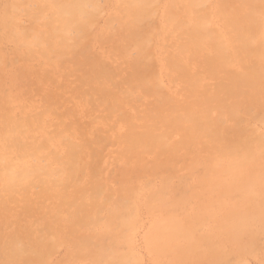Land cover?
Here are the masks:
<instances>
[{
	"label": "rangeland",
	"instance_id": "rangeland-1",
	"mask_svg": "<svg viewBox=\"0 0 264 264\" xmlns=\"http://www.w3.org/2000/svg\"><path fill=\"white\" fill-rule=\"evenodd\" d=\"M87 1L97 6L91 10L93 20L88 24V32L71 31L69 36L72 47L69 52L63 59L53 55L48 61L41 55L39 48L33 49L34 54H28L26 48L8 38L10 29L1 27L5 11L14 7L11 11L17 26L21 31L30 32L28 38H34L36 33L47 29L46 20L36 22L32 17L42 1L0 0V116L10 113L17 121L27 118L32 126L29 141L39 142L50 136L51 146L60 150L63 158L67 156V149L63 150L55 136L60 129L66 130V138L83 155L80 185L90 194L94 195L98 189L103 188L104 193L115 202L122 194H128L134 185L146 186L147 182H151L159 190L162 183L171 180V187L165 192L166 201L175 207L182 197L180 206L184 211H180L178 215L189 226H195L191 228L193 233L197 230L196 239L200 235L212 237L211 241H202L204 246L201 245L203 248L196 260L180 261V257L186 253L183 251L185 248H180L174 251L171 263L161 261L149 245L152 239L150 235L154 225L160 220L161 212L157 214L160 210L149 211L148 190L144 193L141 191L142 196L131 201L135 206L132 215L135 213L137 216H130L135 217L133 221L128 219L133 223L129 222L132 227H127L125 231L130 232L127 234L123 230L125 233L122 231V236L117 234V230L115 232L118 236L114 232L115 235L112 236L117 242L120 241V246L123 243L120 251L133 254L132 260L131 254L130 257L127 256L130 258L128 264H235L237 261V264H264V231H258L254 227L252 232L220 246L218 239L226 231L224 218H211L208 212L205 214L206 219L205 215H199L198 212L205 200L208 201L205 205H209L206 210L220 209L219 204H222L223 211H230L235 202H240L238 192L235 194L234 191L236 185L243 182L242 175L247 172L245 169L234 171V174L222 177L226 182H215L219 178L211 162L216 156L211 145L223 146L230 137L232 139L242 132L248 135L255 146L264 142V76L258 74L261 66L258 64L259 59L256 60L252 53L242 51L239 40L245 29L247 32L251 31L249 33L252 36L254 34V45L264 46V0H253V5L247 0H203L194 8L184 0H153L151 13L136 28L149 35L144 57L138 48L128 45V35L134 28L125 7L121 6L124 3L122 0ZM167 6H174L171 15ZM51 13L48 11L49 15ZM253 13L256 19L252 18L254 20L251 21L250 15ZM198 16L205 19L210 30L225 34L227 40H235V65L219 69L212 53L199 52L193 48L187 51L180 49V45L188 41L189 31L194 27ZM245 69L250 72L249 77L244 76L247 73H243ZM142 78H146L144 85L140 82ZM237 90L241 92H236ZM224 102L235 106L240 113L236 119L227 118L226 127L220 131L218 142L211 144L201 140L184 144L188 132L186 128L178 127L166 149L148 148L139 155L128 150V138L132 131L142 136L146 130L161 128L157 122L160 112L175 114L177 110L196 105L198 109L211 107L213 116L216 117L219 110L217 108ZM39 115L44 116L42 125L36 124ZM131 119H134L137 127L131 125ZM261 153L263 155H259V158L262 160L257 161V156V164H254V169L251 168L250 177L246 174L244 176L248 180L253 177V205L264 212V187H261L264 186V152ZM11 157L15 160L19 158L15 154ZM39 161L43 165L49 162L46 155H41ZM28 162L36 163L32 157ZM257 165L260 170L256 172L254 170H257ZM255 172L260 174L257 176L259 178ZM219 183H228V186L230 184L233 187L228 193L230 196L227 194L226 197L224 194L223 197L220 194L221 186H217ZM214 186L218 190L213 191ZM73 190L71 188L69 191ZM41 192L40 185L34 186L29 195L21 191L17 196L18 200L9 202L7 209L0 211L1 235H18L32 248L16 264H25L38 255L44 257L43 264H109L104 258L109 255V249L106 248L105 253L102 251L105 241L109 243V238L104 240L98 236L99 233L102 236L104 229L97 227L94 230V225L88 223L89 225L85 224L87 227L81 225L84 228L75 231L66 221L68 218H64L56 228L50 230V211L57 199L42 196ZM85 210L88 211L86 207ZM199 218L203 220L202 222L200 219V226ZM95 220L93 217L92 222ZM97 220L100 224L105 223L108 220V210H101ZM30 230L33 231L32 235ZM52 231H56L59 236L57 234L50 240ZM48 233L49 239L39 244L42 236ZM120 236H125V240L127 237L129 242L119 238ZM86 238L91 239L85 246L86 252L77 253V243ZM210 246H213L212 253H215L212 258L211 254L204 252ZM216 253L225 258L216 261ZM71 254L73 257H70ZM0 256V264H12L7 260V251L4 250ZM228 257L233 258V261H229ZM112 264L122 263L118 260Z\"/></svg>",
	"mask_w": 264,
	"mask_h": 264
},
{
	"label": "bare ground",
	"instance_id": "bare-ground-1",
	"mask_svg": "<svg viewBox=\"0 0 264 264\" xmlns=\"http://www.w3.org/2000/svg\"><path fill=\"white\" fill-rule=\"evenodd\" d=\"M30 1L32 2L34 0ZM41 1V5L36 12L32 13V17L36 22L46 20L47 29L45 31L36 33L34 35V38L32 39L28 38L30 32L21 31L17 26L15 16H13V13L11 11L14 7H12L11 10L8 9L9 11H5L1 19V27L10 29L8 38L15 41L19 46L26 48L28 54H34L35 52L33 49L39 48L41 50V55L48 61L52 58L53 55H55L57 58L63 59V57L69 52L72 47L70 43L72 41L69 36L70 32H88V24L93 20V14L91 10L96 9L97 6L94 3H89L87 0ZM184 1L189 2L190 7L194 8L203 0ZM122 2L124 3H121V6H123V8L125 7L128 16L131 19V25L134 28L130 30V33L128 35V38L130 40L128 42V45L138 48L141 51L140 53H142L144 57L146 48L148 47L147 45L149 43V35L148 32L144 34L136 30V28L138 26L140 27L143 19L147 17L149 13H151L150 11L154 1L122 0ZM247 2L253 5V0H247ZM167 7L169 9V14L171 15L174 6ZM258 7H260L259 2ZM48 11H51L52 13L49 15ZM250 17L251 21L254 20L252 18L256 19L254 13L253 15H250ZM233 23L235 24V20H233ZM249 32L251 31L247 32L244 29V32L239 36V40L241 42V50L246 53H252V55L257 58L256 60L259 59L260 63L258 64H260L261 66L259 65L260 67L258 68V74L260 76H264V63L262 62V60H264L262 59L264 57V46H262V44H260L261 47H259V44V46L254 45V34L252 36V34H250ZM128 38L126 37L127 41ZM228 41H230L232 44ZM234 41L233 39L227 40L225 38V34L223 33H216L210 30L207 27V22L205 21V19L201 16H198L195 21L194 27L189 31L188 41L182 43L180 45V49L182 51H187L190 48H193L199 52L208 51L215 56V65L219 69H221L235 65L237 56L235 55ZM1 61L2 59L0 57V64ZM254 65H256V63ZM248 69L250 68L248 67ZM246 72L247 71L245 69L243 73ZM230 73L233 72L231 71ZM244 76L249 77L250 72L248 71ZM95 78L96 74H94L93 80H95ZM140 82L144 85L146 83V78H142ZM236 92L241 91L237 90ZM217 109L219 110L217 111L218 116L216 117L213 116V110L211 109V107L207 106L205 107V109H198L196 105H190L181 111L177 110L175 114H173L174 112L170 113L167 111H162L160 112L159 119L157 120L161 128L159 130H146L145 133L143 132L144 135L142 136H140L135 131H132L128 138V150L139 155L141 152L148 148L166 149L169 147L171 142L170 140L172 139L171 137L172 135H174L175 129H178V127H184L188 132L184 144L194 143L201 140L208 141L211 144L213 142H218L217 139L219 138L220 131L226 127L227 118L231 117V119H236L240 112L235 109V106H230L227 102H224ZM43 120L44 116L39 115L36 119V124L42 125ZM130 121L133 127H137L134 119H131ZM65 131L66 130L64 129H60L55 136L56 141L61 146H63V150H65V148L67 149V156L63 158L60 154V150H57V148L51 146L52 138L50 136L44 137L39 142L29 141L32 132V126L27 118L22 119L21 121H17L10 113H6L0 116V211L6 210L9 202L18 200L17 196L19 192L23 191V193H28L29 195L31 189L34 186L40 185L42 188V196H50L57 199V202L50 211L52 217L50 222L51 225L49 226L51 227L50 230L56 228L57 224H60V222H62L64 218H68L66 221L71 225L70 227L76 229L75 231H78V228L87 227V225L85 224L92 223L94 225V230L97 227H101L102 229H104V233L101 232L103 233L102 236L100 235V233L98 234L100 238L103 237L104 240L109 238V243H106L105 241L102 247L103 252L106 248L109 249L110 252L108 256L106 255L104 257L106 259V262L112 264L113 262L120 260L122 264H128V259L131 258L130 260H132V258L134 257L133 254L128 251H125L128 255L124 254L125 252L122 250L121 252L120 249L123 243L120 246V241L117 242L118 240L115 238L114 240L112 236L116 234L115 231L117 230L119 231H117V234H121L122 236L124 235L123 232L125 231V229L127 227H130L129 222H132V219L135 218H130L132 212H135L133 211L135 210V206H133L131 203L132 199H139L142 196L141 191L144 193L148 190L149 195L147 203L149 211L152 210L156 212L160 210L156 212L157 214L161 212V214L159 215L160 220H158V222L154 225L153 231L150 235L152 239L150 240L149 245L153 253L157 255V258L161 261L171 263L174 251L176 249L185 248L183 249V251H186V253L180 257V261L185 262L188 259H197L196 257L199 255L200 249L203 248L201 245L204 246V244H202V241L203 243H206L208 241H211L212 237H202V235H200L198 239H196L195 236L197 230L195 233H193L192 230V226L194 225L191 224V226H189V223H187L178 215L180 211H184L182 206H180L182 204V197L179 199V202L175 207L171 205V202L166 201L165 192L169 189V187H171V180L168 179L165 183H162V185L159 187V190H156L157 187L151 182H147L146 186L134 185L128 192V194H122L117 198L115 202L112 201V198L110 196L104 193L103 188L98 189L94 195L90 194L82 188V185H80L83 175V167L81 165L83 155L81 152H79V148L66 138ZM247 136L244 134V132H242L232 139L231 137L230 139L228 138L229 140L224 142L223 146H215L210 144L214 149V153H216V156H214L215 158H213V160L211 161L213 168H215L216 170V175L219 178V181L215 182H226L222 180L223 176H225L226 178L227 175H232L234 171H241L243 169L247 171L245 174L248 176V178L250 177L251 170L254 169V164L256 163L257 156L259 158V155H263L261 151L264 152V149L262 147L264 146V140H262V145L255 146L253 144L254 142H252ZM12 154L18 155V160L13 159L11 157ZM41 155H46V159L49 161L46 165H43L39 161V157ZM30 157H32L36 163L29 164L28 161ZM259 159H257V161L262 160ZM258 165L255 167L257 168V170H254L256 172L260 170L258 168ZM256 172L254 174H256ZM245 174L242 175L244 177L243 182L237 184L236 187L234 186V193L237 194L238 192V194L242 196L239 197V195L237 194L240 202H235V205L231 207L232 209L230 211H223L221 209L223 205L221 204L220 206L219 201L218 204L220 209L212 211L206 210L209 206L205 205V202L207 200H205L203 204H201L198 210L199 215H205L209 212L211 218H221L222 220L224 218L223 223H225L224 227H226V231L222 234V236H220V239H218V244L220 246H223V244H225L227 241H235V239H239V236L252 232L254 227H256L258 231H264V212L260 209H257L253 205L254 203L252 200V194L254 193V191L253 186L251 185L253 177L250 178V181L247 179V177H245ZM259 175L260 174H256V177ZM243 177H241V179ZM256 177L254 176V178ZM236 178L240 177L236 176ZM236 178H234L235 181ZM231 179L234 180L233 177ZM254 181L255 183L257 182V180ZM260 181L262 182V180ZM212 182L214 183V181ZM220 183L216 185L218 187L221 186L220 194H223V197H225L233 187H231L230 184L228 186V183H225L224 185H220ZM217 186L212 187L213 191L218 190ZM256 186L254 185V187ZM101 187L102 186H100V188ZM261 187L263 188L264 186ZM71 188L74 189L72 192L69 191ZM228 195L230 196L231 194ZM220 199L221 198H219V200ZM214 200L212 202H214ZM88 204H90V206ZM212 206H214V203L212 204ZM85 207L88 209V211L85 210ZM71 208H73V210H70ZM103 209L108 210V220L105 223L100 224L97 220V216H99L100 211ZM183 214H185L186 216L188 215V213L186 214V212H183ZM133 215L137 216L135 213ZM93 217L96 218L94 223L92 222ZM204 217H206V215ZM129 218L132 221H128ZM200 219L201 218H199L198 221L199 226L203 222V220L201 219V222ZM81 225H83L84 227ZM30 234H33L32 230H30ZM57 234L58 233L56 231H52V233L50 234V240L51 237H54L55 235L57 236ZM117 234L116 236H118ZM48 236L49 233L45 236H42L39 244L45 243L49 239ZM122 236H120L119 238L124 239L126 235L123 238ZM127 240L129 239H127L126 237V240L124 239V241L127 242ZM90 241V238L79 241L76 245V252L79 254H84L86 252L85 246L88 245ZM55 242L58 243L59 241ZM31 249L32 248L30 247V245L27 244L20 236L10 235L8 237H3L0 233V254H3L4 250L7 251V260L10 261V263L16 264L21 258L28 255L31 252ZM212 251L213 246H210L209 250H206L204 252L211 254L210 257L212 258L215 256V253L213 254ZM247 251L249 250L247 249ZM219 254L216 253V261L218 262L219 260L225 258L221 257ZM72 255L73 254H71L70 257H73ZM46 256L48 257V255ZM127 256H129L130 258H127ZM229 258L230 257H228V259ZM225 260H227V258ZM231 260L233 261V258H230L229 261ZM43 261L44 257L42 255H38L36 258L26 261L25 264H43ZM93 264H95V262H93Z\"/></svg>",
	"mask_w": 264,
	"mask_h": 264
}]
</instances>
